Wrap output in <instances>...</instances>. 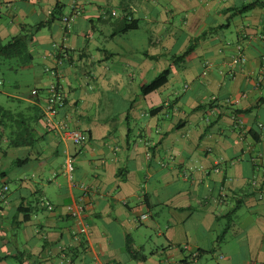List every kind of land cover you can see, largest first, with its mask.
I'll return each mask as SVG.
<instances>
[{
  "label": "crops",
  "instance_id": "1",
  "mask_svg": "<svg viewBox=\"0 0 264 264\" xmlns=\"http://www.w3.org/2000/svg\"><path fill=\"white\" fill-rule=\"evenodd\" d=\"M38 24L0 57L32 84L0 89V264H264V0H0L1 44Z\"/></svg>",
  "mask_w": 264,
  "mask_h": 264
},
{
  "label": "built area",
  "instance_id": "2",
  "mask_svg": "<svg viewBox=\"0 0 264 264\" xmlns=\"http://www.w3.org/2000/svg\"><path fill=\"white\" fill-rule=\"evenodd\" d=\"M64 21H68L67 17L63 18ZM62 51L61 53H63ZM62 55V54H61ZM239 59H235L234 61L237 62ZM61 60H59L60 62ZM2 83L1 78H0V84ZM62 105V96L59 92L58 85H56L55 82H51L47 88V96H46V101H45V109L44 113L47 116H52L56 114V111L58 108ZM60 134L62 137L68 138L73 142L75 145H81L84 140L86 139V135L76 129H70V128H61L60 129ZM64 166L66 171L68 172L69 176H71V173L73 172L74 165H73V158L72 156H67L64 160ZM7 186H3L0 189V197L3 198L5 195V192L7 191ZM41 204L45 206L47 209H52V204L47 201V200H41ZM69 214L70 217L73 219V221L78 225V230L81 233H86L87 232V224L83 220V214H84V208L83 205L81 204L80 201H74L70 206H69ZM146 216L144 214L141 215V218H145Z\"/></svg>",
  "mask_w": 264,
  "mask_h": 264
},
{
  "label": "trees",
  "instance_id": "3",
  "mask_svg": "<svg viewBox=\"0 0 264 264\" xmlns=\"http://www.w3.org/2000/svg\"><path fill=\"white\" fill-rule=\"evenodd\" d=\"M253 6H254V3L243 5L241 7L240 11H246ZM40 25H42V24H38L36 26L22 25L19 34L11 37L4 44L0 43V57L5 58V59L26 58L29 55L28 45L32 41V37L34 35V32L36 31V29H38V27ZM133 26H134V23L132 21H130L124 27L125 28H131ZM192 48H193V44L190 43L188 45V47L186 48V50L177 57L183 58L185 55H187L192 50ZM169 73H170L169 68L162 70L151 81H149L148 83L143 84L141 86V88H140L141 93L143 95H145L151 91L156 90L158 87H160L161 85L166 83L168 80ZM62 105H63V98H62ZM158 109H159V107L155 108V110H158ZM57 111H56V113H57Z\"/></svg>",
  "mask_w": 264,
  "mask_h": 264
},
{
  "label": "rangeland",
  "instance_id": "4",
  "mask_svg": "<svg viewBox=\"0 0 264 264\" xmlns=\"http://www.w3.org/2000/svg\"><path fill=\"white\" fill-rule=\"evenodd\" d=\"M0 75L3 76L4 78V84H0V89H5V91L13 93V94H18V93H27V91L30 89L32 84L29 82V75H18L14 78V80L17 81V77L22 79V82L19 83V86L14 87L11 85V79H13V75L9 72L7 69H2L0 71ZM21 81V80H20ZM14 101L11 99H8L5 95L0 94V104L6 108L10 107L11 105H14ZM12 107V106H11ZM70 146H73L70 144ZM10 187L13 188L14 184L9 182ZM154 236V235H153Z\"/></svg>",
  "mask_w": 264,
  "mask_h": 264
}]
</instances>
